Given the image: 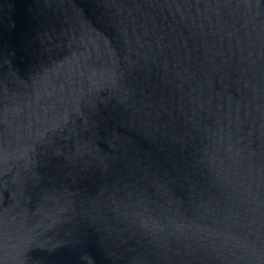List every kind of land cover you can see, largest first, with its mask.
Here are the masks:
<instances>
[{
    "label": "water",
    "instance_id": "1",
    "mask_svg": "<svg viewBox=\"0 0 264 264\" xmlns=\"http://www.w3.org/2000/svg\"><path fill=\"white\" fill-rule=\"evenodd\" d=\"M0 264H264V0H0Z\"/></svg>",
    "mask_w": 264,
    "mask_h": 264
}]
</instances>
